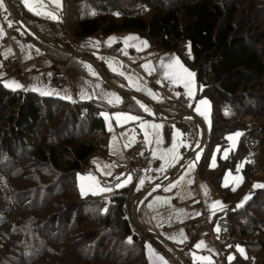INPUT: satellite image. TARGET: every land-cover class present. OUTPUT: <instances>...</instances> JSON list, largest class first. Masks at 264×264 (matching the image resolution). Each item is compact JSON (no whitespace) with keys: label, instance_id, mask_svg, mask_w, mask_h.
<instances>
[{"label":"trees","instance_id":"trees-1","mask_svg":"<svg viewBox=\"0 0 264 264\" xmlns=\"http://www.w3.org/2000/svg\"><path fill=\"white\" fill-rule=\"evenodd\" d=\"M9 1L27 29L68 51L72 49L66 39L68 34L74 42L129 32L147 40L151 51L175 54L184 67L195 73L197 98L207 97L211 108V127L207 135L211 142L207 143L197 164L196 178L203 179L210 189L218 192L222 205L235 196V191L220 186L223 170L214 173L218 165L207 170L206 162L211 147L216 145L214 128L221 123L228 124L231 119L230 115L225 116L228 111L221 113L223 105L233 108L232 132H242L232 156L233 167L226 169L233 170L239 157L246 154L245 145L252 144L243 135L244 129L235 124L237 117H249L252 111L264 114L261 85L264 83V50L258 47L262 36L253 30L255 22L250 16H240L238 9L233 6L227 9L219 0H62L60 20H46L24 11L22 0ZM6 9L4 17L12 34L36 44L53 66L68 63L75 75L88 76L77 60L23 32L18 20L8 7ZM186 49L191 53L188 60L184 56ZM80 55L87 57L85 53ZM259 86V94L251 91ZM120 95L122 102L113 109L145 115L134 100ZM130 103H134V107ZM154 106L167 119L190 115L187 109L167 98ZM64 109H67L66 115L60 124L56 129L50 127L54 117ZM101 109L94 101L63 102L31 91H10L0 84V248L10 246L15 252L8 254L12 264L25 263L10 255L23 256L20 251L27 248L28 252L38 248L43 253L49 246L58 247L53 255L54 264H144L145 242L164 255L170 264H180L173 252L137 228L132 214L126 217L129 186L116 190L107 204L98 203L105 199L78 197L73 176L83 172L84 164L94 154L103 156L109 143L98 112ZM177 123L191 152L198 142V126L187 118ZM162 124L165 128L170 125ZM253 138L259 141L258 134ZM246 171V168L241 169L242 185L248 180ZM260 198L264 199V188L249 197L239 213L227 210L216 215L239 219L229 224L230 239L222 246V260L225 262L232 242L241 244L247 252L225 263L264 264V214L257 212L264 206ZM97 204L98 210H89ZM85 207L87 212L83 211ZM252 208L258 210H254L248 220L240 216ZM47 209L54 213L44 217ZM85 224L99 227L79 231ZM111 240L113 246L105 248ZM185 248L179 251L180 256L191 264ZM126 251L129 255L123 257Z\"/></svg>","mask_w":264,"mask_h":264},{"label":"rangeland","instance_id":"rangeland-1","mask_svg":"<svg viewBox=\"0 0 264 264\" xmlns=\"http://www.w3.org/2000/svg\"><path fill=\"white\" fill-rule=\"evenodd\" d=\"M29 3H35V0H28ZM45 3H48V0H44ZM218 2L221 3V5H226V8H232L235 7L238 9V12L240 16L243 15H248L250 16L251 20L255 22L254 25V31L256 34H259L262 36V39L260 40L258 47H262V50H264V0H219ZM61 7L60 8H55L54 5L49 4V9L54 10L56 12V15L58 16V19L60 20L61 18V10L63 7V1L60 0ZM69 6L72 7V4L70 1H68ZM33 13L32 11H30ZM42 17H45L46 19L48 18L47 16L40 15ZM57 20V19H53ZM22 29L24 27L18 23ZM25 30V29H24ZM4 32V31H3ZM5 35V32H4ZM3 35V36H4ZM13 36H16L17 34H12ZM69 34L66 36V39L72 46V51L75 55L81 57L80 53L82 51L78 50L77 48L79 47V42L81 40H76L74 42H71V39L68 37ZM128 36H133V33L129 32H123V33H117V34H111L104 36L101 38L100 36L97 37H91L88 41V39H83L84 41L82 42V47H90V51L92 53H97L100 55L102 59V65L103 67H107V69L110 72V78H108V81L110 84L118 86H124L130 91L132 94H139L140 89H147L149 88L150 90H156L157 87H155V83L153 82L152 78H148L146 74L148 71L143 67L145 64H150L152 68L153 66V61L152 60H146L144 55L141 53H137L135 50H132V46L130 45L131 41H128L127 44L125 43L124 38ZM110 37H115V41L112 42L111 44L108 43V40ZM1 38V37H0ZM7 38H3V41L6 42ZM98 42V43H97ZM1 44V42H0ZM85 48V49H86ZM116 48V49H115ZM112 49H115L116 52H120L121 58L115 56L111 51ZM157 54V52H156ZM159 55V54H158ZM184 56L188 60L191 58V53H189L188 49L184 51ZM83 57V56H82ZM123 57V59H122ZM72 58V57H71ZM88 58V57H86ZM91 59V58H90ZM88 58V60H90ZM100 59V60H101ZM82 66L84 63L82 60L76 59ZM75 60V61H76ZM93 60V59H91ZM128 60V61H127ZM94 61V60H93ZM127 61V62H126ZM111 65V67H110ZM60 68H65L69 74H74L73 71L70 68V65L68 63L62 64V66L57 65ZM115 67L116 71L114 72L112 68ZM155 69V68H154ZM123 72L124 75H120L119 73ZM149 83H148V82ZM156 81V80H155ZM135 82V83H134ZM153 82V83H152ZM138 84V87H137ZM262 87L264 88V83L261 84ZM260 85V86H261ZM196 82L194 81L193 85V91H194V97H188L186 94V89L184 86L180 87L178 90L175 89V91L168 92L166 95L171 96L173 98V102L178 101L179 97H183L186 101V104L183 106L184 109H187L190 111L189 104L192 106L196 105V102L198 100L197 95H196ZM260 86L258 89H248V91H254L259 94L261 92ZM264 90V89H263ZM94 95L95 100L99 101L98 103L100 104V107L103 109L99 110L98 112L102 116L103 120V125L105 126V131L108 133V139L110 136H113L114 140H116V144L113 145L111 140L109 139V143L107 145V149L105 151V154L103 156L94 154L93 157H90L87 162L83 166V172H80V174H76L73 176V182L75 183L77 187V193L78 197H83V198H97V199H105V201H101L98 203H105L107 204L109 197L118 189H122L124 186H129L130 188V193H129V200L127 201V207L126 209L128 210V214H126L127 218H130V215L132 214V205L133 202L137 200V197L139 196L140 193H142L145 190H150V195L146 196L144 205H154V206H160L165 204L163 201L167 200L170 201L171 197L170 195L173 194L172 198L175 197V193L177 194L178 197H184L187 193L189 192L190 189L189 187L192 186L195 182H198V187L203 185L204 188L208 187L206 183L203 181L201 178H196V170H198V163L200 161L201 156H203V151L205 150V147L207 146V143L210 141V136H207L209 133V128L211 127V122L209 121V115H208V124L204 121V117L208 114L206 112L205 105L201 108V111L205 113V115H201L200 119L202 123L204 124V136H205V142H203V145L201 147V151L197 152L192 158H186L188 154L192 153V150L198 146L199 142H201V136L200 132L198 131V142L195 144V146L191 149V152L188 151V146L187 142L183 139L182 137V131H181V126L180 124H170L166 128L164 124L160 123L159 121L149 118L148 116H151V112H145L143 108L140 107L139 102H135V106L138 107V109L141 111V113L145 115H138V114H132L131 112L127 111H118L119 109H113L116 106L118 107L120 105V102L122 101L121 95H119L116 91L111 90L109 86H104L102 87L101 90H98ZM159 91V90H158ZM179 93V95H177ZM163 95V94H162ZM164 96V95H163ZM119 98V102H116V98ZM170 99L169 97H163ZM162 98V99H163ZM206 100H208L207 97H205ZM204 99V98H202ZM112 101L109 103V101ZM131 104V103H130ZM125 105L128 106V103L126 102ZM134 103L131 104L132 107ZM154 105V104H153ZM156 108V107H155ZM208 108L211 110L209 103H208ZM61 110V109H60ZM67 109H64L59 112V115L55 116L53 121L51 122L50 127L55 128L60 124L61 119L64 118L66 115ZM158 111V110H157ZM228 111L227 115L231 116L230 121L228 124L225 125V123H221V126H217V128H214L215 132V137L214 140H216V145L211 147V153L210 156L207 158L206 162V169L211 170L214 169L215 167L211 166V162L213 157H215L216 160V166L218 165V169H215L214 173H219V171H222L221 174V184L220 186H224L225 182V176L231 172L232 176H241V170L239 172L236 171V168L239 164L244 163L245 161H249V163H244L243 168L247 169V173H252L248 174V180L247 183L242 185L239 183L237 186V182L235 180H230L228 186L226 187L229 190H232L233 187H235V196H232L229 198L228 203L226 205H222V202L220 200V196L218 192L215 190L210 189L209 187L207 188V191L209 192V195H206V200H207V210L206 213L210 215H216L218 214H224L227 210L230 212H233L234 214L239 213L240 209L245 207V201L249 199L252 195L256 194L258 189H263L264 187H254V184H262L264 185V114L261 115L260 112L257 111L254 112L252 111L249 114V117L244 118L243 116H238L237 119L235 120V124H239V128H243L244 132L243 135L247 137L249 140L247 142H252V144H246L243 150H246V154L244 153L241 155L236 161L234 165V169H226V168H232L233 163H232V156L236 152L237 144L238 141H240L241 136L236 138L235 142L230 141L227 139L228 136L234 135L236 132H241L240 130H234L232 132L233 128V121H232V113H233V108L228 107L227 105L222 106V111L221 113H226ZM160 115V119H173V118H168L161 115L160 112L158 111ZM188 113V112H187ZM120 114H127V115H132V116H139L142 121H147L148 123L152 124H159L162 127L159 129V135L162 139V143L156 144L155 143V134L152 135L153 143L151 145H146L144 142V136L143 132L139 128V123L141 121H128L126 123H118L116 120V116ZM105 115L107 116V119L105 118ZM188 115V114H187ZM148 117V118H146ZM263 117V118H262ZM262 118V119H261ZM49 125V124H48ZM219 125V124H218ZM109 126H111V130H109ZM135 129V135H136V141L131 147L125 148V144L129 142V139L132 135L131 130ZM179 131L181 134L179 141H177V148L176 152L178 154V159L175 161L169 159L168 163H165L163 159H160L159 157L163 152H165L167 149L172 147L173 143V136L174 133ZM149 132L152 133L153 130L149 129ZM123 133H128V136H123ZM242 133V132H241ZM258 134L259 135V141L258 139L254 140V135ZM234 145V146H233ZM252 147V148H249ZM136 148H140V153L143 152V155H140V163L139 165L135 166L133 163V157L132 153ZM219 149V151H217ZM228 149V155L227 158H224L225 150ZM155 150L157 152V157L153 158L152 156V151ZM197 156H199V159H197ZM180 170L176 175L173 176L172 172L175 169H178L180 166ZM192 164L194 167L189 169V165ZM104 165H111V167L105 168ZM161 165L164 166V170L161 171ZM99 166V167H98ZM242 168V169H243ZM225 169V170H224ZM217 171V172H216ZM110 172L111 175H106V173ZM213 173V172H212ZM89 175L93 176L96 178L97 181H99V184L96 185L93 181H90L86 179ZM131 175L132 180L130 183L125 184L124 186L117 187L118 184L123 183V181L126 180L127 176ZM210 176V175H206ZM81 177H85V179H81ZM117 177L120 179L118 180ZM181 177H184L183 180H181ZM170 178V179H169ZM144 180V184L140 185L139 182L140 180ZM169 179V180H168ZM164 180L165 182L161 186H159L157 189L155 185L158 183V181ZM189 181H191L189 183ZM179 182V183H177ZM171 184H177V187L172 188L170 191H164L166 187H169ZM83 186L84 192L82 194L81 187ZM100 189H110L109 191H100ZM199 189V188H198ZM233 191V190H232ZM201 192V190H200ZM95 193V194H94ZM203 193V192H201ZM156 197H160L161 200L157 201ZM248 197L247 200L244 198ZM262 200V204H264V199L260 198ZM144 201V200H142ZM219 201L221 202L220 205H218L215 209L211 207V205ZM96 203V202H95ZM92 202V204H95ZM238 205H241L238 207ZM222 207V209H221ZM99 209L98 204L96 207L92 208L90 207L89 210L92 212L96 211ZM101 209V207H100ZM254 210L258 209H250L248 213L246 214H241L240 216L244 217V219H247L250 214ZM83 211L87 212V208H83ZM140 211V209H139ZM257 212H261L264 214V206L260 207ZM54 212L50 211L47 209L45 213H43V216L46 217L48 214H53ZM140 212H137L136 218L138 217V214ZM142 213V212H141ZM35 214V213H34ZM226 214V213H225ZM254 217L256 218V222L259 223L260 218H258V213H254ZM239 216V217H240ZM217 217H213V220L216 219ZM228 219V223L231 225L233 224L232 222L236 223L238 222V218L236 220H233L230 217H225ZM144 219V218H143ZM138 220V219H137ZM248 220V219H247ZM264 220V219H262ZM140 222V221H139ZM141 223V222H140ZM143 224V223H142ZM228 225V229L229 226ZM96 227H99L98 225L94 226V224H85L82 226V228L79 229V231H82L84 228H93L95 229ZM114 240V239H113ZM109 241L105 245V248L110 249L111 246H113L112 241ZM231 251L230 253H227L225 255V262L230 263L231 261L228 259L229 256H232L235 258V256H244L247 252L245 249L241 246L239 243H231L230 244ZM58 247H52L49 246L48 248H45L43 253L41 251H38L36 248L35 250H32V252H28L30 249H24L23 251H20L23 256H19L18 254L10 255L12 258L15 259H21L25 264H54L55 258L53 255H55V251L57 250ZM239 248H242L244 250L243 254L238 251ZM29 249V250H28ZM222 247H221V262L216 261L217 263L220 264H227L222 260ZM9 253H15L10 250V246H6L0 248V264H12V260L8 258ZM129 253L126 251L124 253L123 257L128 256Z\"/></svg>","mask_w":264,"mask_h":264},{"label":"crops","instance_id":"crops-1","mask_svg":"<svg viewBox=\"0 0 264 264\" xmlns=\"http://www.w3.org/2000/svg\"><path fill=\"white\" fill-rule=\"evenodd\" d=\"M22 5L24 7L23 8L24 11L30 13V15L32 16L35 15L34 13L30 12L28 7H26L24 0H22ZM6 7H7L6 1L4 0V8ZM4 8H0V29H2L5 32V35L0 38V42H1L0 44V84L4 86L5 83L9 81H14V82L21 84L22 87L17 88V89L8 88L5 86L4 87L10 91H18V90L31 91L35 95H38L41 97H47V98L52 97V98L62 100L63 102L64 101H75V102L80 101V102H90V103L92 101L99 102L95 100L94 95L97 92H99L98 90H101L102 87H104L105 85L102 84L98 80L97 74L92 75V73L89 72L88 68L86 67L87 64H85L83 61H82L84 63L83 67L85 71H87L88 76L84 77L78 74L75 75L74 73L69 78V83L67 86L52 88L49 85L50 77H51L50 70L52 69V67H54L51 64L52 62L49 59L44 57V55L40 52V49L36 44H32L31 41L23 40L20 37L12 35V33L8 29L7 19H5L4 17ZM38 17L45 18L42 16H38ZM47 19H50V18H47ZM24 29H23V32L26 31ZM133 36L138 37L139 39L131 40L130 45L132 46L131 47L132 50H135L137 53L139 52L142 55L146 56L145 61L146 60L153 61V66L155 68V71L152 72L151 74H149V72L146 74L145 77H147V80L148 78H152L153 82L159 86H161L163 83H168L169 85L172 86L173 91H175V89L178 90L180 87H182L183 84H173L169 80L165 79L163 75L165 69L161 67L162 61L164 64H168L170 62V58H178V57L175 54L172 55L169 53H157L156 54L155 51H151L148 49L149 44L147 40H144L142 37L136 36L134 34ZM3 38H9V41L4 42ZM83 41L84 40L82 39L79 42L78 44L79 47L77 49L82 51V53L87 54V57L89 59L90 58L93 59L95 63L100 67V69L103 70V73L106 74V76L108 73L107 77L110 78V72L107 69V67H103L102 59L100 55L97 53H92L90 51L91 46L87 48L82 47ZM143 42L147 43L146 47L144 46ZM115 49H112V51ZM9 59H19L21 61L28 63L27 78L24 84L19 82V80L11 76H8L6 74L5 63ZM157 81H160V83H157ZM120 85L121 84H119L118 87ZM121 87H124V86L122 85ZM154 89L151 91L155 95L149 94L148 92L149 88L140 89L141 91L139 95L141 97H144L146 101H150L152 104L161 102L164 96H162L161 93H159L157 89L156 90ZM200 100H206V98L204 99H202L201 97L198 98L196 105L192 106L190 108V111H188L190 113L189 116H193L197 118L199 122L201 123L202 121L205 120V122L208 124L207 120H208V115L210 114L208 104L205 105L206 112L208 113L206 115L207 118L204 117L202 121L200 119L201 115L194 110ZM134 101L136 102V100ZM199 106L203 107L204 105H199ZM120 111H125V110H120ZM138 115H141V114H138ZM148 117L152 118L151 116H148ZM202 126L204 127L203 123H202ZM109 139L111 140L113 145L116 144V140H114L113 136H110ZM197 184H196V190L192 191L190 189L191 188L190 186L189 187L190 191L189 192L187 191L186 192L187 194L184 197H178L177 194L175 193L176 196L172 198L173 196L172 194L170 195L171 197L170 201L160 206L152 205V207H149V205H144V202H145V199H144V201H141L138 205V212H140L138 214V220L141 223H143V225L146 227L147 230H149L150 233L152 234L154 233L155 235L160 236L165 241L166 244H169L172 248L176 249L179 254H180L179 251H181V248L186 247L185 249L187 250V254H188L187 256L191 264H209L208 261L195 260L193 254H195L196 256L210 257L211 258L210 264H220L213 260L212 255L210 254V252L208 253L206 251L205 247L201 249L195 248V244H197L200 241H203L201 234H196L195 238L189 239V237L185 235L181 227L185 222L189 220L190 221L194 220V218H196L199 215L200 210L194 208V205L197 202H200V204L205 207V210H207L208 206H207L206 195H209V192L207 191L208 187L204 188L203 185L198 187ZM155 187L157 189L159 186H155ZM200 190L203 193H201ZM207 216L209 219H212L213 217L216 216V213L214 215H210L208 213ZM181 233L183 235H181ZM149 245L150 244L148 242H145L143 245V251L145 255L144 264H163L162 261H159L156 259V256L163 257V260L166 261L167 264H170V262L164 258V255H162L157 250L152 248V246L150 250ZM153 253L155 255H153Z\"/></svg>","mask_w":264,"mask_h":264},{"label":"snow or ice","instance_id":"snow-or-ice-1","mask_svg":"<svg viewBox=\"0 0 264 264\" xmlns=\"http://www.w3.org/2000/svg\"><path fill=\"white\" fill-rule=\"evenodd\" d=\"M24 3L26 5V7H28V9L30 11H32L35 15L40 16V15H44L47 16L50 19H58V16L56 15V12L54 10L49 9V4H52L55 6V8H60L62 5L60 3V0H48V3H45L44 0H35V3H29L28 0H24ZM0 8H4V0H0ZM5 11H7L6 8H4ZM94 14V13H93ZM5 19H7V17H5ZM12 25L9 24V27H11ZM4 35V32L2 29H0V37H2ZM115 37H110L108 40V43L111 44L112 42L115 41ZM139 39L138 37L135 36H128L126 38H124L125 43L127 44L128 41L131 40H137ZM98 43V42H97ZM144 46H147L146 42H143ZM86 67L88 68L89 72L92 73V75H96V72L92 69L91 65H86ZM111 67V65H110ZM143 67L149 72V74H151L152 72L155 71L154 68H152V66L150 64H145L143 65ZM161 67H163L165 69L163 75L165 77V79L169 80L170 82H172L173 84H183L184 88L186 89V94L188 97H194V91H193V85H194V76L195 73H192L190 71H188V69L184 68V66L181 64L179 58H170V62L168 64H164L163 61L161 62ZM112 70L115 72L116 68L113 67ZM120 75H124L123 72L119 73ZM135 83V82H134ZM157 83H160V81H157ZM5 87L8 88H13V89H17L22 87L21 84L14 82V81H9L7 83H5L4 85ZM138 87V84H137ZM150 95H155L154 93H152V91L149 89L148 90ZM177 95H179V93H177ZM112 101L110 100L109 103H111ZM116 102H119V98H116ZM208 104L207 100H200L198 102V105L196 106V108L194 109L197 113H199L200 115H205L204 112L201 111L200 106L199 105H206ZM141 108H143V110L145 112H149L150 110L143 104L140 105ZM189 107H192L191 104H189ZM105 118L107 119V116L105 115ZM205 118H207L205 116ZM116 120L118 123H126L128 121H141L139 123V128L141 129V131L143 132V136H144V142L146 145H151L153 143V139H152V135L155 134V143L156 144H160L162 143V139L159 135V129L162 127L159 124H155V123H148L147 121H142L141 118L139 116H132V115H127V114H120L116 116ZM149 129H152L153 132L150 133ZM109 130H111V126H109ZM131 137L129 139V142L126 143L124 146L125 148L127 147H131L135 141H136V135H135V129L131 130ZM123 136H128V133H123ZM242 133L241 132H236L234 135H230L227 137L228 140L235 142L236 138H238L239 136H241ZM181 134L179 133V131L174 133L173 136V143H172V147L167 149L165 152H163L161 154V156L159 157L160 159H163L165 161V163H168L169 159L175 161L176 159H178V154L176 152V148H177V141H179ZM234 146V145H233ZM219 151V149L217 150ZM228 149L225 150V154H224V158H227L228 155ZM140 155H143V152L140 153ZM152 156L153 158L157 157V152L155 150L152 151ZM197 159H199V156H197ZM244 163H249V161H245ZM244 163H241L237 166L236 171L239 172L243 166ZM211 166L212 167H216V160L215 157H213L212 162H211ZM99 167V166H98ZM105 168L111 167V165H104ZM192 167H194V165L190 164L189 165V169H191ZM161 171L164 170V166L161 165L160 168ZM106 175H111L110 172L106 173ZM81 179H85V177H81ZM86 179L93 181L96 185L99 184V181L96 180L95 177L89 175L88 177H86ZM117 179L119 180L120 178L117 177ZM184 177H181V180H183ZM132 180L131 175H128L126 180L123 181V183L118 184L117 187H121L124 186L127 183H130ZM230 180H235L237 182V186L239 185V183L242 182L243 177L242 176H232V173L229 172L226 176H225V182H224V186L227 187L229 184ZM191 181H189L190 183ZM179 183V182H177ZM140 185L144 184V180L141 179L139 182ZM254 187H264V185L262 184H254ZM177 187V184H171L169 187H166L164 189V191H170L172 188ZM110 189H100V191H109ZM233 191H235V187H233L232 189ZM81 191L82 194L84 192L83 186L81 187ZM95 194V193H94ZM248 197H245L244 199L247 200ZM157 201H160L161 198L160 197H156ZM164 203H168L167 200L163 201ZM221 202L216 201L214 202L211 207L213 209H215L218 205H220ZM241 205H238V207ZM149 207H152V205H149ZM219 227L216 228V231L219 232ZM181 235H183L181 233ZM129 242H131V238H129ZM203 247H206V245L204 244L203 241L198 242L197 244H195V248L197 249H201ZM149 249L151 250V246L149 245ZM239 252H241V254H243L244 250L242 248L238 249ZM153 255H155L153 253ZM194 259L197 261H208L209 264L211 262V258L208 256H196L195 254H193ZM156 259L159 261H162L163 264H167L166 261L163 260V257L160 256H156ZM228 259L231 261L232 259H234V257L229 256Z\"/></svg>","mask_w":264,"mask_h":264},{"label":"built area","instance_id":"built-area-1","mask_svg":"<svg viewBox=\"0 0 264 264\" xmlns=\"http://www.w3.org/2000/svg\"><path fill=\"white\" fill-rule=\"evenodd\" d=\"M5 41H9V38H7ZM115 56L121 57L120 52H116L115 50L111 51ZM27 67L28 63L21 61L19 59H9L5 63V72L8 76H11L21 83L26 82L27 78ZM50 83L49 85L52 88L57 87H63L67 86L69 83V78L71 77V74L65 69L60 68L58 66L52 67L50 70ZM153 83V82H152ZM156 89L159 90V93L161 95L163 94L166 97H169L172 102L174 101L171 96L166 95L168 92L172 91V86L168 83H163L161 86L156 85ZM186 101L183 97H179L178 101L173 102L177 103L180 106H184L186 104ZM132 153L133 157V163L135 166L139 165L140 163V148H136ZM196 184H193L191 186V190H196ZM194 208L199 209V215L194 218V220H189L185 222L181 227L185 235H187L190 238H195L196 234H201L204 244L206 245V251L212 255L214 261H220L221 262V247L224 243L230 239V234L228 233V219H226L224 216L219 217L217 216L216 219L213 220L209 219L205 210V207L200 204V202H197L194 205ZM219 227V232L216 231V228Z\"/></svg>","mask_w":264,"mask_h":264},{"label":"water","instance_id":"water-1","mask_svg":"<svg viewBox=\"0 0 264 264\" xmlns=\"http://www.w3.org/2000/svg\"><path fill=\"white\" fill-rule=\"evenodd\" d=\"M6 1V5L10 11V13L18 20V22L25 28V30L27 31V33L31 34V37L40 42H43L45 43L46 45H49L51 46L52 48H55L57 50H59V52H63L65 54H67L68 56L74 58L75 60L76 59H79V60H82L85 64L87 65H91L92 69L96 72L97 74V78L98 80L104 84V85H107L111 88V90L113 91H116L119 95L120 94H123V95H126L127 97H130L132 100H136L137 102L145 105L151 112V117L157 121H159L160 123H163V122H166L168 124H176L178 120L180 119H183V118H187V119H191L194 123H196V125L198 126V130L200 132V136H201V142H199L198 146H196L193 150H192V153L188 154V156L186 158H191L192 156H194L197 152L201 151V147L203 145V142H205V136H204V132H203V129L204 127L202 126V123L199 122V120L193 116H188V115H182V116H179V117H176V119H160V115L158 113V111L156 110L155 106L150 102V101H146L144 97H141L139 94H132L130 91L127 90V88H124V87H121V86H115V85H112L110 84V82L108 81L107 77L105 76V74L103 73V70L100 69V67L95 63V61L93 60H88V58L86 57H79L77 55H75L72 51H68L66 49H64L63 47L61 48L58 44H54L50 41H45V39H43L41 37V35L35 33V32H31L29 29H27L25 27V25L23 24V21L18 17V15L16 14L13 6L11 5L10 1L9 0H5ZM181 167V164L180 166L178 167V169H175L172 174H176L178 172V170L180 169ZM161 182L162 184L165 182V181H158V183L155 185V186H160L161 185ZM150 190H145L143 191L142 193L139 194V196L137 197V200L133 202V205H132V218H133V221L134 223H136V226L137 228L143 232L144 234L146 235H149L151 238H155L159 241V243H161L164 248L170 250L171 252H173L176 257V259L178 260V263L180 264H187L184 262V260L182 259V257L180 256V254L178 253V251L174 248H172L169 244H166L165 241L160 237V236H157L155 235L154 233H150L149 230L146 229V227L139 222V220H137L136 218V215H137V212H138V205L139 203L144 200L146 198V196L150 195Z\"/></svg>","mask_w":264,"mask_h":264}]
</instances>
